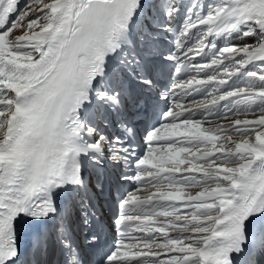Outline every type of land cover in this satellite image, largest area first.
<instances>
[{
    "label": "snow or ice",
    "instance_id": "1",
    "mask_svg": "<svg viewBox=\"0 0 264 264\" xmlns=\"http://www.w3.org/2000/svg\"><path fill=\"white\" fill-rule=\"evenodd\" d=\"M0 264H264V0H0Z\"/></svg>",
    "mask_w": 264,
    "mask_h": 264
},
{
    "label": "bare ground",
    "instance_id": "2",
    "mask_svg": "<svg viewBox=\"0 0 264 264\" xmlns=\"http://www.w3.org/2000/svg\"><path fill=\"white\" fill-rule=\"evenodd\" d=\"M224 123H226V121H224ZM140 194H145V193L141 192Z\"/></svg>",
    "mask_w": 264,
    "mask_h": 264
}]
</instances>
